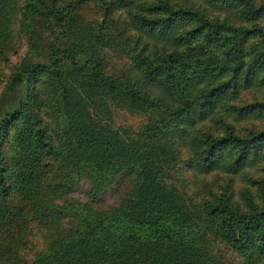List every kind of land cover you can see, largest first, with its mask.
I'll return each mask as SVG.
<instances>
[{
	"label": "trees",
	"instance_id": "trees-1",
	"mask_svg": "<svg viewBox=\"0 0 264 264\" xmlns=\"http://www.w3.org/2000/svg\"><path fill=\"white\" fill-rule=\"evenodd\" d=\"M89 1L60 9L66 0H20L19 6L0 0V55L11 47L13 4L29 48L38 49L37 60L24 56L0 91V264H227L215 242L247 261L263 257L264 188L260 204L247 199L242 210L224 194L189 204L163 181L164 166L176 158L202 175L236 173L261 161L264 132L239 135L228 124L223 133L190 132L220 118L214 113L223 98L249 85L264 64L260 28L239 21L240 8L233 25L231 14L217 22L204 9L181 7L190 0L138 2L130 24L135 42L146 41L125 53L127 62L112 74L103 49L118 54L116 39L129 43L131 36L124 35L126 25L117 31L110 16L118 8L131 11L133 0H106L101 22L83 24ZM200 1L231 7L229 0ZM144 8L158 12L150 16ZM185 20L194 26L176 31ZM55 27L60 44L46 43L43 55L49 41L43 33ZM111 106L144 113L140 136L125 140L91 119L110 118ZM224 108L242 116L264 104ZM120 174L134 180L116 205L99 209L64 198L84 178L93 200Z\"/></svg>",
	"mask_w": 264,
	"mask_h": 264
},
{
	"label": "rangeland",
	"instance_id": "rangeland-1",
	"mask_svg": "<svg viewBox=\"0 0 264 264\" xmlns=\"http://www.w3.org/2000/svg\"><path fill=\"white\" fill-rule=\"evenodd\" d=\"M69 1L70 3L72 2V0H66V3H59L56 6H59L61 9L62 7L67 6ZM105 1L106 0H93L85 4L87 7L83 8L82 14L80 16V19L83 20V24H98L101 22L100 13L105 6ZM159 1L162 0H133L131 2V7H129L131 8V11H127L124 8L113 10L110 17H112L113 22H116L114 24L115 29L118 31V29H121L126 25L128 28H126L124 35H130L131 40L129 43H127L125 37L116 39L118 42H120V47L122 50L117 52L118 54L113 52L111 49H103L102 56L104 57V66L107 72H113L112 74L119 72L120 65H123L127 62V60H125L124 54H132L133 52L137 51V47L141 46V44H144L146 41V39L143 37L140 42L141 44H137L135 42L137 32L133 30L132 24H130L132 23L131 12L136 13L138 2L150 4L157 3ZM164 1H166L168 4L171 3L172 5H177V2H186L181 0V2L179 0ZM20 3V0H17V2L14 4H18L19 6ZM228 3L231 7H211L201 3L200 0H190L186 2L187 7H184L185 4H182L181 7L204 9L202 11L203 15L217 22H220V20L223 18L226 19L227 14H231L232 18L230 17L229 21L232 22L233 25L238 22L233 19V15L237 17V10L240 8V10H242V19L237 17L238 20H243L242 22H244V25L248 28H260L261 36L259 41L262 42L261 47L264 48V12L262 11L254 15L251 13L253 8L259 6L264 7V0H229ZM14 4L13 7L17 20L16 22L13 20L8 27L11 47L4 50V52L0 55V57L2 56L0 59V91L3 89V86H5L7 81L6 79L10 71H12L13 68L21 62L24 56L25 58L28 57V59L32 61L37 60L38 58L36 56L38 49L29 48V44L31 45L32 42L30 41V43H27V37L23 34V27L19 28L18 26L21 17L17 14L18 7H15ZM144 10L140 9L141 12H147L150 16L158 12L145 8ZM51 17L52 16H50V19ZM26 20L23 19V21L28 23V20ZM25 22H23V26L26 25ZM177 25L179 27L176 28V31H178L180 28L190 29L194 26V22L185 20L183 22H178ZM57 30L60 29L55 27L50 29L52 33H43L49 40L48 42L44 41L43 43V55H45L47 52L48 47L46 43L54 41L56 44H60L59 39H55ZM59 35H61V30ZM9 96L10 95L7 97L9 98ZM229 103L244 106L252 103L264 104V64H261L257 67L256 71L254 72V78L251 80L249 85L242 88L240 87L235 93H229L223 98L220 106L217 107L214 113L215 116L220 118L217 119L214 117L212 120L205 119L191 128L190 132H195L196 135H199L203 131L206 132V130L211 131L210 133H223L224 131L222 130L227 127L226 124L232 128L234 133L239 135H246L249 134V132H264V108L260 109L263 113H260V110H254L242 116L236 115V118V116L232 115L230 111H224L225 105ZM91 119H93L96 123L99 122L102 125H108L111 129L116 130L123 139L131 140L137 137L138 132L140 136V128L144 124L146 117L144 113L139 110L130 112L123 107L111 106L110 118L91 115ZM198 130L199 132H197ZM140 140L144 143L146 142L143 138ZM259 145L261 161L258 160L256 162H249L236 173H230L220 169L213 170L208 174L202 175L191 171L189 168H184L182 162L178 161L179 159L176 158L175 163H167L164 166L165 175L163 176V181L167 183L172 189L182 194L184 199L189 204L196 205L202 200H206L205 198H210L213 194L218 196L224 194L225 196H228L232 204L237 205L242 210H246L247 199L251 200L255 205H259L262 200L261 194L264 188V139L259 141ZM181 157L183 156L181 155ZM133 180V175L130 176L120 174L116 178V184L104 187L98 192L97 196L91 200V185L86 179L80 178L76 181L71 191L67 193L64 198L67 201H74L79 205L83 203H91L96 208L103 209L109 205H116L119 200L126 193H128ZM212 245H215L214 251L219 252L227 264H264V256L255 259L254 262L247 261L244 256H241L237 252L230 250L222 243L215 242Z\"/></svg>",
	"mask_w": 264,
	"mask_h": 264
}]
</instances>
